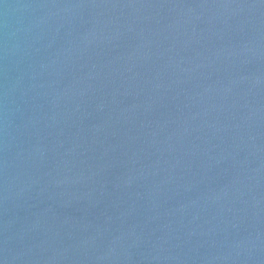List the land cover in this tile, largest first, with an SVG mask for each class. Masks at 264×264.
<instances>
[{
    "label": "water",
    "instance_id": "95a60500",
    "mask_svg": "<svg viewBox=\"0 0 264 264\" xmlns=\"http://www.w3.org/2000/svg\"><path fill=\"white\" fill-rule=\"evenodd\" d=\"M0 264H264V0H0Z\"/></svg>",
    "mask_w": 264,
    "mask_h": 264
}]
</instances>
